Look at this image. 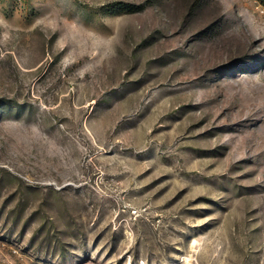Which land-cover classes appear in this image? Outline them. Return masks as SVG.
<instances>
[{
  "label": "rangeland",
  "instance_id": "1",
  "mask_svg": "<svg viewBox=\"0 0 264 264\" xmlns=\"http://www.w3.org/2000/svg\"><path fill=\"white\" fill-rule=\"evenodd\" d=\"M0 264H264V5L0 0Z\"/></svg>",
  "mask_w": 264,
  "mask_h": 264
},
{
  "label": "trees",
  "instance_id": "2",
  "mask_svg": "<svg viewBox=\"0 0 264 264\" xmlns=\"http://www.w3.org/2000/svg\"><path fill=\"white\" fill-rule=\"evenodd\" d=\"M261 4L264 5V0H258Z\"/></svg>",
  "mask_w": 264,
  "mask_h": 264
}]
</instances>
